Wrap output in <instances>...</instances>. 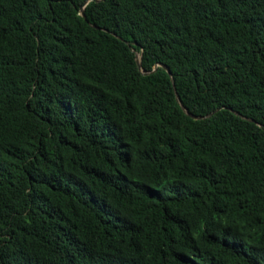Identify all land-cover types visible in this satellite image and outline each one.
I'll return each mask as SVG.
<instances>
[{"label":"trees","instance_id":"16d2710c","mask_svg":"<svg viewBox=\"0 0 264 264\" xmlns=\"http://www.w3.org/2000/svg\"><path fill=\"white\" fill-rule=\"evenodd\" d=\"M0 264H264V0H0Z\"/></svg>","mask_w":264,"mask_h":264},{"label":"water","instance_id":"95a60500","mask_svg":"<svg viewBox=\"0 0 264 264\" xmlns=\"http://www.w3.org/2000/svg\"><path fill=\"white\" fill-rule=\"evenodd\" d=\"M94 1H96V0H94ZM85 3V2H84ZM83 3V4H84ZM82 7L83 6H81L80 7V12H79V15H81V16H83V12H82ZM134 61H135V64H136V66L139 68V55H137L136 53H134ZM163 68H164V70L169 74V70H168V68L167 67H165V66H163ZM171 80V84H172V79H170ZM173 85V84H172ZM174 95L176 96V98H177V95H176V93L174 92ZM178 99V98H177ZM181 106V105H180ZM182 107V106H181ZM182 109L185 111V109L182 107ZM186 114L187 115H189L190 117H192V118H198V116H194V115H192V114H189L188 112H186Z\"/></svg>","mask_w":264,"mask_h":264}]
</instances>
